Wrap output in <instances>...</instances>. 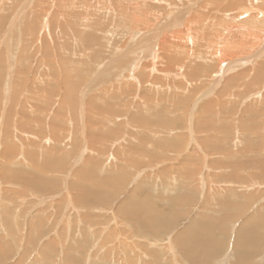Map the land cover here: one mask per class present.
<instances>
[{
  "label": "rangeland",
  "instance_id": "rangeland-1",
  "mask_svg": "<svg viewBox=\"0 0 264 264\" xmlns=\"http://www.w3.org/2000/svg\"><path fill=\"white\" fill-rule=\"evenodd\" d=\"M135 1L0 0V264H264V0Z\"/></svg>",
  "mask_w": 264,
  "mask_h": 264
},
{
  "label": "bare ground",
  "instance_id": "bare-ground-1",
  "mask_svg": "<svg viewBox=\"0 0 264 264\" xmlns=\"http://www.w3.org/2000/svg\"><path fill=\"white\" fill-rule=\"evenodd\" d=\"M135 1V0H134ZM249 1V0H248ZM135 2H137V1H135ZM261 2V1H260ZM129 3H130V1H129ZM135 4V6H137V4L138 3H134ZM131 6H133L132 4H131ZM118 7H120V6H118ZM259 7V6H258ZM261 7V6H260ZM244 8V7H243ZM242 9V8H241ZM259 10H258V17H256L255 15H254V13H252V11H250V9L248 8V9H244V10H240V11H242L240 14H237V15H235V16H233V20H234V23L237 25V26H239V27H253V29H255V27H258V29L256 30V31H260V32H264V9H261V8H258ZM134 10V9H133ZM132 11V10H131ZM137 11V10H136ZM120 14V13H119ZM125 15V16H124ZM249 15H251L252 17H250ZM122 16H123V18L125 19H123L124 21H127V23H130V21L131 22H134L135 23V26L136 27H138V24L139 25H141V23H140V20L139 19H137V18H134V17H132V16H129V18H130V21L129 20H127L128 18H127V16H126V13H123L122 14ZM127 18V19H126ZM194 19V18H193ZM203 23V22H202ZM123 25V24H122ZM124 26H125V24H124ZM134 26V25H133ZM131 28H132V26H130ZM187 27V26H186ZM133 29V28H132ZM130 29L128 28V30H126V31H129ZM131 32H133L134 30H130ZM236 32H237V30H235ZM239 32V31H238ZM240 34H241V32H239ZM258 33V32H257ZM214 34V33H213ZM253 34V33H252ZM189 35V34H188ZM192 35V34H191ZM238 34H236V36H237ZM247 35V34H246ZM260 35V34H259ZM262 35V34H261ZM133 36V35H132ZM135 36H136V34H135ZM133 37V38H131L130 39V44L127 46V49L125 48L124 49V51L125 52H134L135 50H136V46H137V44L140 42L139 41V39H137L136 37ZM245 36V35H244ZM82 37V36H81ZM216 37V36H215ZM240 37V36H239ZM242 37V36H241ZM257 37H258V35H257ZM262 37V36H261ZM264 39V38H263ZM124 40V39H123ZM240 40V39H239ZM242 40V39H241ZM247 40V39H246ZM249 40V39H248ZM235 41V40H234ZM264 41V40H263ZM123 43V42H122ZM125 43V42H124ZM182 43V42H181ZM240 43H242V42H240ZM112 44V43H111ZM238 44V43H237ZM113 45H116V44H113ZM219 45H221V44H219ZM236 45V44H235ZM239 45V44H238ZM118 46V45H117ZM193 46V45H192ZM203 46V45H202ZM218 46V45H217ZM243 45H241V47H242ZM245 46V45H244ZM215 47V46H214ZM213 47V48H214ZM240 47V46H239ZM238 47V48H239ZM148 52H149V54H150V52L152 51V50H149L150 49V47L149 46H147L146 48H145ZM211 49V48H210ZM216 49V48H215ZM236 49V48H235ZM234 49V51H232L231 52V54H237L236 53V50ZM244 49V48H243ZM255 49V48H254ZM145 50V51H146ZM217 50V49H216ZM215 50V51H216ZM213 51H214V49H213ZM243 51V50H242ZM104 52V51H103ZM238 52H241V50H239ZM245 52H247L246 50H245ZM223 53V52H222ZM222 53H214V54H216V55H219L220 57H221V54ZM248 53V52H247ZM262 53V52H261ZM230 54V53H229ZM228 53H227V55L228 56H230ZM111 55V54H110ZM222 56H224V55H222ZM226 57V56H225ZM258 57V56H257ZM229 59V58H228ZM222 60V65H221V67H222V70H224L225 69V67H226V65H225V67H224V62H223V60L224 59H221ZM139 61V60H138ZM245 61H247V60H236V62H235V64L237 63V64H240V65H243V63L245 62ZM247 62H249L250 64H251V62H250V60L249 61H247ZM246 64V63H245ZM252 65V64H251ZM234 66V65H233ZM246 66V65H245ZM232 67V66H231ZM230 67V68H231ZM252 67H250V69H251ZM153 69V68H152ZM150 70V69H149ZM167 70V69H166ZM165 70V71H166ZM168 71V70H167ZM257 71H260V70H257ZM151 72V71H150ZM161 74V73H160ZM165 74H166V72H165ZM151 75V74H150ZM75 84V82L73 83L72 81H70V82H68V83H66V90L68 91V93H71V92H73V88H72V85H74ZM174 87V86H173ZM202 87V86H201ZM211 89H212V87H211ZM227 90V89H226ZM213 91V90H212ZM224 91V90H223ZM207 92H208V90H207ZM210 92H211V90H210ZM75 95V94H74ZM205 95V94H204ZM72 98V97H71ZM75 98H77L76 97V95H75ZM73 100H75V99H73ZM71 102H72V99H71ZM89 134V133H88ZM165 152V151H164ZM37 169H39L40 170V168H38L37 167ZM41 171H42V169H41ZM13 174V173H12ZM84 181H86L85 179H83L80 183H82V182H84ZM87 182V181H86ZM46 183V182H45ZM100 191V189H97L96 187L93 189V190H90V192H91V194H94V193H100L99 192ZM137 206H138V204H139V202H138V200H137ZM141 203V202H140ZM134 205H135V202L133 203ZM130 207V206H129ZM139 207V206H138ZM132 209H133V207H131ZM142 207H139L138 209H137V213L138 212H140V209H141ZM128 209V208H127ZM127 209H126V211H127ZM129 210H130V208H129ZM134 210V209H133ZM132 210V212H134ZM128 212V211H127ZM126 213V212H125ZM129 213V212H128ZM133 215V214H132ZM200 216V215H199ZM204 219H206V220H203V219H201V223L200 224H204L203 226L202 225H200L201 226V228H199L198 230H200V231H197L196 232V227H197V223L195 222H193L194 224H192L190 227L188 226L187 227V229L189 230V231H193V230H195L194 232H192L191 234H194L193 236H194V238H196V239H187V241L186 240H183L182 241V244H183V246H184V250L183 251H187V254H186V257H189L190 259H191V261L193 262V264H208V261H203L204 259H205V256L204 257H202V254H205V255H208V253L206 252L205 253V248L207 249V247L206 246H208V243L211 241V240H209V238L207 237L208 236V234L207 233H210L211 232V230H210V228H209V226L211 225L209 222H210V220H211V217H209L208 215H205L204 214ZM201 217H202V215H201ZM7 218V217H6ZM203 218V217H202ZM214 219V218H213ZM194 220V219H193ZM247 220H249V219H247ZM196 221V220H195ZM199 226V227H200ZM140 229V228H139ZM213 230V229H212ZM186 231V230H185ZM209 231V232H208ZM188 234H189V232H188ZM200 234V235H199ZM235 235V234H234ZM237 236H236V239L238 240V237H240V236H243V238H242V240H244V242H245V244H249V239H254L253 241H251V247L253 248L254 247V245L252 244V243H256V239L258 238L257 236H262L261 235V233H260V228H259V225L257 224V225H254V227L253 228H251V229H249V228H247V227H243V226H241L239 229H238V231H237V234H236ZM198 236H200V237H198ZM181 237V236H180ZM188 237V236H187ZM191 237V236H190ZM257 237V238H256ZM262 238V237H261ZM259 239V238H258ZM262 240H263V238H262ZM185 243H186V245H185ZM263 243V242H262ZM181 244V245H182ZM207 244V245H206ZM254 250V249H253ZM182 251V252H183ZM209 251V250H208ZM213 251V250H212ZM242 254V253H241ZM246 255V254H245ZM249 255V254H248ZM207 257V256H206ZM245 258V257H244ZM211 259V258H210ZM207 260V259H206ZM244 264H247V263H244Z\"/></svg>",
  "mask_w": 264,
  "mask_h": 264
}]
</instances>
